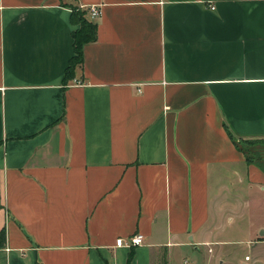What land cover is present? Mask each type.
<instances>
[{
  "label": "crops",
  "instance_id": "crops-1",
  "mask_svg": "<svg viewBox=\"0 0 264 264\" xmlns=\"http://www.w3.org/2000/svg\"><path fill=\"white\" fill-rule=\"evenodd\" d=\"M235 137L264 141V0H0V264H264Z\"/></svg>",
  "mask_w": 264,
  "mask_h": 264
},
{
  "label": "trees",
  "instance_id": "trees-1",
  "mask_svg": "<svg viewBox=\"0 0 264 264\" xmlns=\"http://www.w3.org/2000/svg\"><path fill=\"white\" fill-rule=\"evenodd\" d=\"M86 8L73 7L71 18L76 24V28L73 29L72 33L74 36V48L75 54L70 58L69 66L66 70L65 79L69 80L72 78L76 72V69L83 63V45L87 41H92L97 38V22L91 17H88ZM240 137H235V141L238 143ZM6 240V232L4 229L0 231V245ZM131 257V255H130ZM129 257V258H130ZM131 261V258H130ZM130 264V262H129Z\"/></svg>",
  "mask_w": 264,
  "mask_h": 264
},
{
  "label": "rangeland",
  "instance_id": "rangeland-1",
  "mask_svg": "<svg viewBox=\"0 0 264 264\" xmlns=\"http://www.w3.org/2000/svg\"><path fill=\"white\" fill-rule=\"evenodd\" d=\"M238 143L245 149H247L248 153L250 154H254V152H256L255 150H257V154L260 157H264V141L259 140L255 137L253 138H239ZM264 215V213L262 214ZM224 247H227L229 249H231V251L233 252L232 254H235L236 257L239 256V254H241V256H244L245 252L249 253L250 249H247V243L246 242H238V243H227L226 245H223ZM224 264H235L232 261H227Z\"/></svg>",
  "mask_w": 264,
  "mask_h": 264
},
{
  "label": "built area",
  "instance_id": "built-area-1",
  "mask_svg": "<svg viewBox=\"0 0 264 264\" xmlns=\"http://www.w3.org/2000/svg\"><path fill=\"white\" fill-rule=\"evenodd\" d=\"M84 5L82 4L80 6V8H82ZM214 7V5H213ZM87 15L88 17H91V19H97V16L100 15L101 13V5L99 4H91L87 7ZM143 240H144V233L142 232H135V234H132L128 237H123V236H120L116 239V243L118 245L120 244H124V245H127L129 247H135L136 245H139V244H142L143 243ZM250 258V255L247 254L246 255V259H249ZM186 263L187 264H196V261L192 260V259H189V258H186Z\"/></svg>",
  "mask_w": 264,
  "mask_h": 264
}]
</instances>
